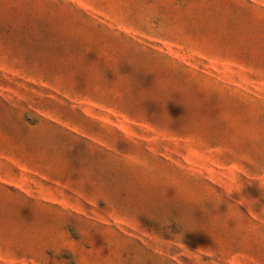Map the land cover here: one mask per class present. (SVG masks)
<instances>
[{"label":"rangeland","instance_id":"1","mask_svg":"<svg viewBox=\"0 0 264 264\" xmlns=\"http://www.w3.org/2000/svg\"><path fill=\"white\" fill-rule=\"evenodd\" d=\"M0 264H264V0H0Z\"/></svg>","mask_w":264,"mask_h":264}]
</instances>
